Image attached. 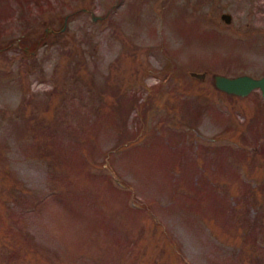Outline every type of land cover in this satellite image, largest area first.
<instances>
[{"label": "rangeland", "instance_id": "374dc122", "mask_svg": "<svg viewBox=\"0 0 264 264\" xmlns=\"http://www.w3.org/2000/svg\"><path fill=\"white\" fill-rule=\"evenodd\" d=\"M216 72L264 0H0V264H264V96Z\"/></svg>", "mask_w": 264, "mask_h": 264}, {"label": "water", "instance_id": "95a60500", "mask_svg": "<svg viewBox=\"0 0 264 264\" xmlns=\"http://www.w3.org/2000/svg\"><path fill=\"white\" fill-rule=\"evenodd\" d=\"M221 16L230 20L232 13L228 10H223ZM192 73L203 76L204 71L193 70ZM215 84L228 92L237 94H246L251 89L259 87L264 96V73L260 75H254L249 72H239L236 74H228L224 72H216L214 74Z\"/></svg>", "mask_w": 264, "mask_h": 264}, {"label": "trees", "instance_id": "16d2710c", "mask_svg": "<svg viewBox=\"0 0 264 264\" xmlns=\"http://www.w3.org/2000/svg\"><path fill=\"white\" fill-rule=\"evenodd\" d=\"M138 102L139 101L137 97H134L133 95L121 94L120 96H118V101L116 106L123 115V116L121 115L122 120L125 119V117L128 115V112L135 106L136 103L138 104Z\"/></svg>", "mask_w": 264, "mask_h": 264}]
</instances>
